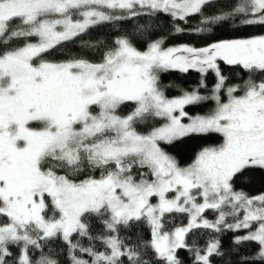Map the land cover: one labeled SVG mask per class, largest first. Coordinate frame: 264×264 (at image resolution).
Here are the masks:
<instances>
[{
    "label": "snow or ice",
    "instance_id": "snow-or-ice-1",
    "mask_svg": "<svg viewBox=\"0 0 264 264\" xmlns=\"http://www.w3.org/2000/svg\"><path fill=\"white\" fill-rule=\"evenodd\" d=\"M210 3L0 0V264H61L49 246L57 240L66 246L69 264H184L178 252L185 249L193 264H213L223 255L221 242L213 237L203 249L190 246L186 237L197 229L247 230L234 243L255 242L259 249L245 264H264V194L233 187L238 174L264 171V35L202 48H165L159 39L143 50L122 36L98 63L54 62L44 55L104 22L156 13L186 22L203 16ZM235 19L264 29V0H236L201 23ZM221 63L245 76L227 85ZM173 69L200 72L199 88L207 87L203 77L211 70L217 81L212 95L195 88L169 98L160 74ZM207 100L216 105L209 114L185 111ZM128 104L132 110L121 115ZM153 117L165 122L146 133L137 130ZM208 133L223 142L201 149L184 167L161 147ZM209 209L217 213L215 221L204 218ZM241 212L235 223L226 222ZM174 213L189 222L167 230L165 216ZM93 220L102 233L93 235ZM144 223L149 240L121 236Z\"/></svg>",
    "mask_w": 264,
    "mask_h": 264
},
{
    "label": "trees",
    "instance_id": "trees-1",
    "mask_svg": "<svg viewBox=\"0 0 264 264\" xmlns=\"http://www.w3.org/2000/svg\"><path fill=\"white\" fill-rule=\"evenodd\" d=\"M234 3H236V0H213L203 9V16L200 14L192 15L187 18L186 22L178 19L174 20L170 15L165 13H156L154 15L143 14L132 18L104 22L89 28L85 33L73 40L58 45L56 49L44 55L46 59L54 62L75 58L98 63L102 60L105 52L114 45L115 40L122 36L134 38V42H137V47L143 50L147 43L159 39H163L165 48L182 45L202 48L220 40L243 39L264 35V29L257 26L242 25L239 19L222 21L219 24L204 25L201 23L204 16L220 15L227 12ZM177 27L183 29V31L176 32ZM200 27H207L210 30L197 32L196 29ZM32 42H35V38L32 39ZM11 43L12 46H18L22 45L23 41H13ZM221 68L224 75L228 77L227 85L239 83L245 76L239 67L227 66L221 63ZM201 76L202 74L195 69H189L187 72L173 69L160 74V83L165 95L172 98L181 95L182 91L191 92L193 89L199 88ZM203 79L207 87L199 88V94L210 96L217 82L216 77L209 70ZM223 98L226 100V95ZM215 106V101L207 100L198 105H188L185 107V111L189 116H203L209 114ZM132 108L133 105L128 104L123 106L119 112L121 115H127ZM149 121L150 123L147 124H137V130L146 133L152 127H159L163 123V120L154 117L149 118ZM222 142L223 138L217 133L195 134L185 137L174 145L161 143V147L174 156L180 166L184 167L194 160L196 154L201 149L215 147ZM133 171L135 172V169ZM93 174L98 176L99 171L97 170ZM86 175L87 173L77 178L83 179ZM233 187L234 190L243 191L249 196L264 194V171L256 170L254 172L238 174L233 180ZM203 216L209 221L217 219V213L213 210L206 211ZM234 220L226 218L227 223H233ZM188 222L189 218L186 214L174 213L166 214L165 216V227L167 230H172L174 227L182 224L186 225ZM92 224L93 235L103 232L102 226L95 220L92 221ZM244 234V230L232 231L225 229L220 233H215L209 229H197L193 233H189L186 237V242L190 246L203 249L207 242L215 237L221 242L220 251L223 255L214 257L213 264H245V258L251 259L258 251L259 246L255 242L234 243L236 237L243 236ZM128 235H131L133 240L137 236L145 241L151 238L150 228L146 223L139 225L135 231H121L122 237ZM81 243L84 246L89 245V241L86 238L81 239ZM92 243L97 250L104 251V246L100 241L96 240ZM49 246L52 249V254L61 261V264H69L66 256V246L62 241H52L49 243ZM178 255L184 264H193L192 252L187 249L179 250ZM85 258L87 259L88 257Z\"/></svg>",
    "mask_w": 264,
    "mask_h": 264
},
{
    "label": "rangeland",
    "instance_id": "rangeland-1",
    "mask_svg": "<svg viewBox=\"0 0 264 264\" xmlns=\"http://www.w3.org/2000/svg\"><path fill=\"white\" fill-rule=\"evenodd\" d=\"M211 1H213V0H211ZM74 18H75V17H74ZM175 70H178V69H175ZM185 107H186V106H185ZM157 119L162 120L161 118H157ZM164 122H165V121L163 120V123H164ZM182 122L187 123V122H188L187 117H185V118L183 119ZM163 123H162V124H163ZM162 124H161V126H162ZM159 127H160V126H159ZM161 143H163V142H161ZM168 195L171 197V196L174 195V194H173V193H169ZM152 202H153V203H156V198H155V197L152 198ZM198 202H200V201H198ZM209 210H211V209H209ZM206 211H208V210H206ZM206 211H205V212H206ZM205 212H204V213H205ZM204 213H203V215H204ZM242 217H243V212H241L240 217H238V218H234V217H232V216H228L227 218H228V219L231 218V219H233V220L235 219V220L233 221V223H235L237 219L242 218ZM253 227H255V225H254ZM240 230H244V231H245V234H244V235L247 234V230H245V229H240ZM244 235H243V236H244Z\"/></svg>",
    "mask_w": 264,
    "mask_h": 264
}]
</instances>
